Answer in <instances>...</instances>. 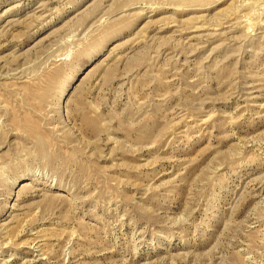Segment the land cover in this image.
<instances>
[{
  "label": "rangeland",
  "instance_id": "1",
  "mask_svg": "<svg viewBox=\"0 0 264 264\" xmlns=\"http://www.w3.org/2000/svg\"><path fill=\"white\" fill-rule=\"evenodd\" d=\"M0 264H264V0H0Z\"/></svg>",
  "mask_w": 264,
  "mask_h": 264
},
{
  "label": "bare ground",
  "instance_id": "2",
  "mask_svg": "<svg viewBox=\"0 0 264 264\" xmlns=\"http://www.w3.org/2000/svg\"><path fill=\"white\" fill-rule=\"evenodd\" d=\"M67 85H68V84H66L65 86H63V87L60 89V94H63V93H64L65 89L67 88Z\"/></svg>",
  "mask_w": 264,
  "mask_h": 264
}]
</instances>
